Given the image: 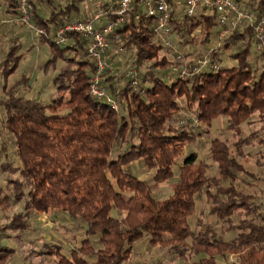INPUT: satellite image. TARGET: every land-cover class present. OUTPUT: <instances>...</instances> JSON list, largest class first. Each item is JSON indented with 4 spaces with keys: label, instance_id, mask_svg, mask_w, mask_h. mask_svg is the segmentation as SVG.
Returning <instances> with one entry per match:
<instances>
[{
    "label": "trees",
    "instance_id": "obj_1",
    "mask_svg": "<svg viewBox=\"0 0 264 264\" xmlns=\"http://www.w3.org/2000/svg\"><path fill=\"white\" fill-rule=\"evenodd\" d=\"M83 1L32 0L31 18L43 28L40 42L49 51L40 66L53 69L56 60L61 64L46 78L52 97L19 94L18 86L31 87L21 76L0 99L2 128L10 135L17 160L15 165L7 158L0 162V174H5L0 210L21 203V210L0 223V238L7 231H25L29 212L53 210L72 230L80 229L68 256L54 252L57 264H131L132 244L140 238L148 246L167 247L179 258L187 252L199 255L192 264H216L215 257L227 253L234 259L225 264H264L261 203L235 185L236 173L246 174L236 157L242 155L243 144H250L248 137H240L239 125L253 112L264 122V48L257 49L251 29L239 26L225 37V48L233 40L242 42L230 54L234 63L224 65L220 57L216 61L211 56L197 72L179 75L172 67L166 71L177 60L159 54L163 47L153 40L152 20L134 19L131 6L116 32L120 47L132 56L136 84L124 72L105 70L101 79L116 102L114 109L88 92L94 65L86 40L74 33L62 41L55 39L63 22L88 17L80 10ZM169 2L170 37L178 46L190 42L196 29L203 32L205 42L218 28L201 12L178 15L176 0ZM15 4L16 0H0L9 15ZM42 7L46 14L39 11ZM242 7L258 16L264 12V0H246ZM17 48L11 45L0 60L2 77L18 67ZM257 56L262 58L259 66L254 63ZM214 61L216 68L211 67ZM217 116L225 118L236 139L230 144L209 141L215 170L208 174V165L185 147ZM4 153L0 143V154ZM162 181L169 192L157 198L150 186ZM200 195L209 202L207 213L226 224L220 232L234 233L231 238L224 239L212 223L199 217L190 223ZM111 209L118 214H110ZM8 255L13 257L10 248L0 244V262Z\"/></svg>",
    "mask_w": 264,
    "mask_h": 264
},
{
    "label": "rangeland",
    "instance_id": "obj_2",
    "mask_svg": "<svg viewBox=\"0 0 264 264\" xmlns=\"http://www.w3.org/2000/svg\"><path fill=\"white\" fill-rule=\"evenodd\" d=\"M93 8V0H84L80 4V10L91 11ZM250 10V9H249ZM39 11L46 14V8H39ZM175 12L178 15L181 14V4L178 3L175 6ZM9 14L3 11V6L0 5V60L5 56L11 45H17V53L24 58L26 53L31 57L33 69L35 74L31 76V69H27L26 66L22 68V61L19 62L16 70L6 76L0 75V99L4 98L5 91L12 85V83L25 76L28 79V83H31V87L18 86V93L25 96H32L38 99H47L53 96V90L46 78L44 77L58 66L60 61L56 60L52 67H41L40 60L49 56V51L44 49L45 46L41 45L40 38L43 34L31 35V32L27 27L23 25H9L5 20ZM247 25L242 26V29ZM230 32L220 35L218 28L213 34L209 36L208 41H203L204 34L199 29H196L192 33L190 42L180 43V46L173 43V48H163L159 54L166 57V59H173L174 51L180 54V58L174 64L170 65L166 71H170L171 67L173 71L184 67L187 71L193 66L199 64L201 60L209 62V58L216 60L218 57L221 58L219 63L229 65L234 63L231 59L230 54L235 51L237 45H240L241 40H233L230 46L224 47L225 37ZM174 36L172 35V38ZM38 41L37 48H34L32 40ZM232 41V40H230ZM230 43V42H229ZM259 50L261 47L264 48V43L261 44L258 40ZM175 44V45H174ZM260 46V47H259ZM107 60L109 67L106 69L111 73H117L121 75L125 69L134 68L132 56L129 55L120 44L112 43L107 53ZM217 61V60H216ZM210 63V62H209ZM214 67L216 68L217 63L214 61ZM256 66L262 64V58L257 56L254 60ZM188 65V66H186ZM193 65V66H191ZM44 71L42 75L38 76L36 73ZM36 77V81L33 78ZM39 77V79H38ZM30 78V79H29ZM58 112H62L58 108ZM192 123L196 125L193 120ZM264 122L258 119L257 113H251L243 122L240 123L239 128L241 130L240 137H248L250 141L249 145L243 144L240 148L242 155L237 156L236 160L239 162L246 174L236 173L238 180L236 186L244 192H250L255 195V202L261 203V211L264 212ZM225 140L230 144L236 139L232 131L226 128L225 118L217 116L213 118L205 128V133L200 136H195L194 140L186 145L185 150L195 152L197 159L203 161L208 165L207 173L213 174L215 165L211 161L208 149L209 141L211 139ZM0 143H3L5 147V153L0 154V162L7 158L13 165L17 163L16 157L13 153V145L10 135L6 133L2 128V111L0 109ZM230 150L232 148L230 147ZM5 174H0V187L3 183ZM141 177L146 178V175ZM150 192L157 198L165 196L169 192V185L166 181L159 182L156 185L150 186ZM209 202L205 199L204 195H200L195 199V211L194 216L189 218L190 223L194 221L195 217H199L203 222L212 223L216 230L226 240L231 238L234 233L226 232L222 233L221 228L226 224H223L215 216L207 213ZM21 210V203L12 202L5 210H0V223H5L12 213ZM110 214L117 215L115 210L111 209ZM235 217H231L232 221H235ZM28 228L23 232H5V237L0 238V244L7 246L12 251L13 257L9 255L4 258L0 264H57V257L54 252H59L64 256H68V250L75 245V241L80 237V229H73L70 227L68 221L63 220V217L58 212L49 210L45 213H35L33 211L28 214ZM59 246V250L54 246ZM35 252V253H34ZM34 253V255H31ZM199 255H193L192 253H186L182 258L177 257L165 246H148L145 238H140L133 242L132 249L128 257V261L131 264H192L196 261ZM234 259L232 254H225L223 257L216 256V264L229 263Z\"/></svg>",
    "mask_w": 264,
    "mask_h": 264
},
{
    "label": "built area",
    "instance_id": "obj_3",
    "mask_svg": "<svg viewBox=\"0 0 264 264\" xmlns=\"http://www.w3.org/2000/svg\"><path fill=\"white\" fill-rule=\"evenodd\" d=\"M176 2L181 4L182 15L193 16L201 12L212 17L218 25L220 35L231 32L239 26L247 25L256 40L261 44L264 43V12L255 16L253 11L242 7L234 0H176ZM131 6L135 7L134 19L147 17L152 20L153 40L163 48L172 49L169 0H93V8L86 19L65 21L54 32L55 39L58 41H62L63 36L69 33L80 35L86 40V53L94 65V72L88 82V92L95 98L103 99L114 109L116 102L110 97L101 79L102 74L109 67L107 53L110 49V42H118L116 28ZM31 17L32 0H16L14 13L3 22L9 25H23L34 36L43 34V28L35 25ZM31 45L37 48L38 41L33 39ZM174 52V59L178 60L181 56L177 51ZM206 62L201 60L188 71L197 72ZM214 66L212 63L211 67ZM176 71L179 75L189 73L184 67ZM124 76L130 80L132 85L136 84L137 74L134 68L125 69Z\"/></svg>",
    "mask_w": 264,
    "mask_h": 264
},
{
    "label": "crops",
    "instance_id": "obj_4",
    "mask_svg": "<svg viewBox=\"0 0 264 264\" xmlns=\"http://www.w3.org/2000/svg\"><path fill=\"white\" fill-rule=\"evenodd\" d=\"M244 1H246V0H238V3L243 6ZM87 12L89 13L90 10L87 11ZM30 56H28V53H26V55L24 56V58H21L20 61H22V65H21L22 68H24V66H26L27 69H31V76H30V78H31L35 74V72H34L35 70L33 69L34 65L32 64V60H31V57ZM43 59L44 58H42L40 60V63L42 62ZM54 71H55V69L53 71H51L50 73H48L47 75H45L44 77L47 78L50 74H53ZM43 72L44 71L42 70V71H40V73L39 72L36 73V75L39 74L38 76H40V75L44 74ZM38 79H39V77H38ZM34 81H36V77H35V80Z\"/></svg>",
    "mask_w": 264,
    "mask_h": 264
}]
</instances>
